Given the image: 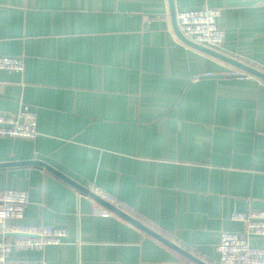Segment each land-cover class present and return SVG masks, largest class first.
Masks as SVG:
<instances>
[{"label":"crops","instance_id":"crops-1","mask_svg":"<svg viewBox=\"0 0 264 264\" xmlns=\"http://www.w3.org/2000/svg\"><path fill=\"white\" fill-rule=\"evenodd\" d=\"M217 7L221 53L264 72V0H173ZM0 113H36L33 140L0 137V163L42 161L207 264L234 212L264 209V80L181 41L169 0H0ZM210 73V76H205ZM25 190L27 225L67 232L45 264H198L37 164L0 166ZM251 244L264 248V237Z\"/></svg>","mask_w":264,"mask_h":264},{"label":"built area","instance_id":"built-area-1","mask_svg":"<svg viewBox=\"0 0 264 264\" xmlns=\"http://www.w3.org/2000/svg\"><path fill=\"white\" fill-rule=\"evenodd\" d=\"M221 9L203 7L181 11L176 15L180 32L191 41L221 51L225 32L217 26ZM25 59L22 56L0 55V70L23 72ZM231 75L249 77L245 71L232 70ZM205 73V76H210ZM36 113L28 104H23L16 114L0 113V137L33 140L37 137ZM96 195L114 204L113 198L103 189L90 186ZM28 201L25 190H0V264H45L44 261L27 262L12 257L14 251L34 250L43 253L48 245H59L67 232L50 225H27L20 221ZM112 212L105 208L100 214L107 217ZM232 218L243 222L240 232L222 231L216 246L218 264H264V248L251 244L254 237H264V209L249 212H234Z\"/></svg>","mask_w":264,"mask_h":264},{"label":"water","instance_id":"water-1","mask_svg":"<svg viewBox=\"0 0 264 264\" xmlns=\"http://www.w3.org/2000/svg\"><path fill=\"white\" fill-rule=\"evenodd\" d=\"M169 4H170V16H171V21H172V26H173V30L175 32V34L177 35V37L183 41L184 43H186L187 45H190L191 47H194L200 51H203L215 58H218L242 71H245L253 76H256L262 80H264V72L251 66L248 65L246 63H243L237 59H234L230 56H227L219 51L210 49L208 47H205L203 45L197 44L193 41H191L190 39L186 38L179 30L178 24H177V19H176V13L173 7V0H169ZM12 164H37V165H41L44 166L45 168L52 170L54 173H56L57 175H59L60 177H62L64 180H66L67 182H69L70 184H72L73 186H75L76 188H78L80 191L84 192L86 195H88L89 197H91L92 199H94L95 201H97L98 203H100L101 205L105 206L107 209H109L111 212L119 215L120 217L130 221L131 223L135 224L136 226H138L139 228H141L143 231H145L146 233L154 236L155 238L159 239L160 241H162L163 243H165L166 245L170 246L171 248L177 250L178 252L182 253L183 255H185L186 257L190 258L191 260H193L194 262L198 263V264H207L204 261L198 259L197 257L193 256L192 254H190L189 252L181 249L180 247H178L177 245H175L174 243H172L171 241L167 240L166 238H164L163 236L159 235L158 233H156L154 230H152L151 228L147 227L146 225H144L143 223L139 222L138 220L134 219L132 216H130L128 213H126L125 211H123L122 209H120L119 207H117L116 205L106 201L105 199H103L102 197L96 195L95 193H93L92 191H90L88 188H85L81 185H79L78 183H76L75 181L69 179L68 177L64 176L63 174L59 173L58 171L54 170L53 168H51L50 166H48L47 164H45L42 161H38V160H29V161H21V162H12V163H0V166H7V165H12Z\"/></svg>","mask_w":264,"mask_h":264}]
</instances>
